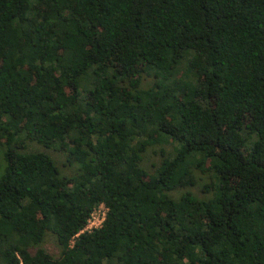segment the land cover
<instances>
[{"label":"trees","instance_id":"obj_1","mask_svg":"<svg viewBox=\"0 0 264 264\" xmlns=\"http://www.w3.org/2000/svg\"><path fill=\"white\" fill-rule=\"evenodd\" d=\"M0 264H264V0H0Z\"/></svg>","mask_w":264,"mask_h":264},{"label":"rangeland","instance_id":"obj_2","mask_svg":"<svg viewBox=\"0 0 264 264\" xmlns=\"http://www.w3.org/2000/svg\"><path fill=\"white\" fill-rule=\"evenodd\" d=\"M149 80L145 79L142 81V85L146 86L147 84H149ZM34 149L36 150H43L42 147H39L37 145H32ZM47 152H49V154L51 156H53L54 160L56 161L57 165L59 166L60 172L62 174H70L72 172H74L75 170L72 167L69 166H63V161H64V156L56 151H51V150H47ZM198 176V184L196 186L190 187L189 190L194 192L195 194H198L200 196L203 195V193L201 192V187L202 185L208 181V176L207 175H201V174H197ZM43 245L50 251L57 253L59 250V247L57 246L56 240L54 238V236L51 233H47V235L45 236V240L43 242Z\"/></svg>","mask_w":264,"mask_h":264},{"label":"built area","instance_id":"obj_3","mask_svg":"<svg viewBox=\"0 0 264 264\" xmlns=\"http://www.w3.org/2000/svg\"><path fill=\"white\" fill-rule=\"evenodd\" d=\"M106 210L107 208L103 206L93 208L87 219L86 225L80 230V232L91 231L92 229L99 227L104 220Z\"/></svg>","mask_w":264,"mask_h":264}]
</instances>
